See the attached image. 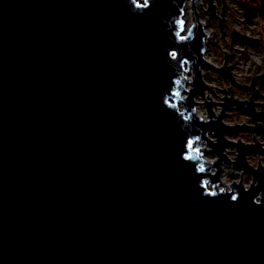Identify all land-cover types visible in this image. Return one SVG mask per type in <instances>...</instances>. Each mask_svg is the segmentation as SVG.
I'll return each instance as SVG.
<instances>
[{"label":"water","instance_id":"1","mask_svg":"<svg viewBox=\"0 0 264 264\" xmlns=\"http://www.w3.org/2000/svg\"><path fill=\"white\" fill-rule=\"evenodd\" d=\"M198 1L0 0V264H264V104L206 101Z\"/></svg>","mask_w":264,"mask_h":264},{"label":"rangeland","instance_id":"2","mask_svg":"<svg viewBox=\"0 0 264 264\" xmlns=\"http://www.w3.org/2000/svg\"><path fill=\"white\" fill-rule=\"evenodd\" d=\"M202 7H201V5ZM214 5L216 6L215 15L205 14L208 11L207 0H200L197 2V12L199 18L205 24V29L209 35L207 41V61L211 62L214 67L221 68L225 65L231 66V73L235 82H230L224 79L219 72L216 71L214 67L203 70L204 81L210 87L213 86L212 92H206V101H211L215 103L222 102V96H233L241 101L250 100L252 93L243 87V85L251 86L254 76L264 74V0H225V10L222 16L223 10V0H215ZM189 6L191 7L190 3ZM204 9V10H203ZM190 24H187L189 28L193 22V9H190ZM218 16V17H217ZM220 18L222 19V28L224 31V36H222V31H220ZM187 21V16H185ZM221 38V39H220ZM225 51L230 54L225 60ZM256 89L260 92V95L256 96L255 102L264 104V84H261V80H257ZM241 85V86H240ZM232 88V93L224 92V88L228 91ZM209 96V98H208ZM205 99H200L199 102H205ZM223 108L221 105L214 107L216 114H220ZM264 112V108H258ZM198 115H203L207 118V109L201 104L198 107ZM225 121L230 125H251L256 126L252 122V117L248 114H242L237 110L230 111L226 113ZM236 122V123H235ZM256 141L260 142L264 146V132H241V133H231L227 137L232 141L242 140L245 144H254ZM215 139V137H211ZM210 151L206 155V159L209 161H214L216 155L214 150L206 146ZM228 157L231 162L226 163L224 166V173L222 176L223 186L222 189L226 190L228 186L234 182L232 179V162L236 161L237 150L230 148L228 149ZM261 159V160H260ZM264 168V155H250L248 156L249 164L257 168L259 164ZM241 175L239 176L240 179ZM245 186L249 187L254 179L250 172L244 173L243 178Z\"/></svg>","mask_w":264,"mask_h":264},{"label":"clouds","instance_id":"3","mask_svg":"<svg viewBox=\"0 0 264 264\" xmlns=\"http://www.w3.org/2000/svg\"><path fill=\"white\" fill-rule=\"evenodd\" d=\"M201 169H203V166H201ZM205 194H206L207 196H209V193H208L207 191H205ZM261 197H264V192H262V193L259 195V197L255 198V200H254L255 204H257V205H262V204H264V200H262ZM237 198H238V197H237L236 195H233V196H232V201H236Z\"/></svg>","mask_w":264,"mask_h":264},{"label":"bare ground","instance_id":"4","mask_svg":"<svg viewBox=\"0 0 264 264\" xmlns=\"http://www.w3.org/2000/svg\"><path fill=\"white\" fill-rule=\"evenodd\" d=\"M197 7V6H196ZM186 8H187V10H186V16H187V24H190V22H191V18H190V14H191V12H190V9L192 8V7H190L189 6V3L187 4V6H186ZM201 116H203V115H201ZM204 117V116H203ZM222 181H223V179H222ZM224 182V181H223Z\"/></svg>","mask_w":264,"mask_h":264},{"label":"flooded vegetation","instance_id":"5","mask_svg":"<svg viewBox=\"0 0 264 264\" xmlns=\"http://www.w3.org/2000/svg\"><path fill=\"white\" fill-rule=\"evenodd\" d=\"M232 76H233V75H232ZM248 87H249V86H245V88H246L247 90H248ZM232 95H233V93H232ZM259 95H260V92H259ZM259 95H258V96H259ZM227 97H229V96H227V95H226V96H222V97H221V98H222V102H219V103H217V104L221 105V107H222V103H224V102L226 101V98H227ZM255 98H256V96H255V97L252 96V97H250V100L253 99V100L255 101ZM262 104H263V103H262ZM227 111H228V110H227ZM227 111H226V113H227ZM225 115H226V114H225Z\"/></svg>","mask_w":264,"mask_h":264},{"label":"snow or ice","instance_id":"6","mask_svg":"<svg viewBox=\"0 0 264 264\" xmlns=\"http://www.w3.org/2000/svg\"><path fill=\"white\" fill-rule=\"evenodd\" d=\"M190 159V158H189ZM201 171H203V169H201ZM214 195V194H213Z\"/></svg>","mask_w":264,"mask_h":264},{"label":"built area","instance_id":"7","mask_svg":"<svg viewBox=\"0 0 264 264\" xmlns=\"http://www.w3.org/2000/svg\"><path fill=\"white\" fill-rule=\"evenodd\" d=\"M215 112V111H214ZM216 114V113H215ZM216 115H218V114H216Z\"/></svg>","mask_w":264,"mask_h":264}]
</instances>
